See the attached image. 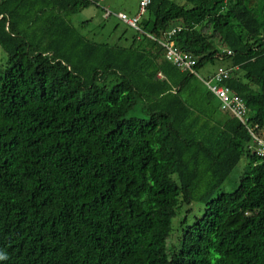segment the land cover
Segmentation results:
<instances>
[{
    "label": "trees",
    "instance_id": "16d2710c",
    "mask_svg": "<svg viewBox=\"0 0 264 264\" xmlns=\"http://www.w3.org/2000/svg\"><path fill=\"white\" fill-rule=\"evenodd\" d=\"M184 1L152 0L142 29L181 25L197 72L237 67L228 85L264 129V0ZM92 3L0 0V264H264L250 133L159 41L83 34L70 16Z\"/></svg>",
    "mask_w": 264,
    "mask_h": 264
},
{
    "label": "built area",
    "instance_id": "2783aa9c",
    "mask_svg": "<svg viewBox=\"0 0 264 264\" xmlns=\"http://www.w3.org/2000/svg\"><path fill=\"white\" fill-rule=\"evenodd\" d=\"M91 1L99 4L104 0ZM151 3L152 0H140L138 12L132 16L124 12H118L116 14L109 9H105L106 17L113 14L139 33L147 34L151 38L159 41V43L165 48L166 59L172 62L181 71L195 74L206 86V88L218 99L221 110L238 119L248 130L252 137L249 148L258 156L264 157L263 129H260L259 124L251 120L250 111L245 100L240 95L235 93L228 85V80L231 79L233 71L237 69V67L220 65L209 76H201L199 72L195 70L197 63L196 58L183 51L173 39L174 35L182 29L181 25L174 26L166 31L161 39L146 33L142 29L141 21L147 14L148 7ZM221 51L222 53L233 54V51L228 48H223ZM158 76L163 78L162 73H159Z\"/></svg>",
    "mask_w": 264,
    "mask_h": 264
},
{
    "label": "rangeland",
    "instance_id": "374dc122",
    "mask_svg": "<svg viewBox=\"0 0 264 264\" xmlns=\"http://www.w3.org/2000/svg\"><path fill=\"white\" fill-rule=\"evenodd\" d=\"M140 0H104L101 3H92L90 6L81 9L79 12L70 16V21L83 33L98 41H108L110 43L118 42L122 45H129L133 37L138 35V31L129 26L127 23L119 19L115 15L106 17L105 9L111 10L113 13L124 12L132 16L138 12ZM180 4H184V0H175ZM205 32L209 36H213L212 30L206 28ZM218 41L217 36L214 37ZM3 59V53L0 51V62ZM220 65L219 61L207 64L199 72L201 76H208L213 73L215 69ZM196 85L199 86L200 91L203 93L206 91V87L199 80H196ZM200 94L197 95L199 97ZM224 116V112L220 113ZM264 133V129H263ZM248 157H242L240 163L233 169L229 177L226 179L222 187L216 192L221 193L223 191L230 192L235 190L241 180L243 173L247 170ZM192 208L197 211L199 208L198 203H193ZM185 209V208H184ZM184 209L174 220V231L172 234V240L177 238L178 224L181 217L184 215ZM193 215H190V218Z\"/></svg>",
    "mask_w": 264,
    "mask_h": 264
},
{
    "label": "crops",
    "instance_id": "0c3cea01",
    "mask_svg": "<svg viewBox=\"0 0 264 264\" xmlns=\"http://www.w3.org/2000/svg\"><path fill=\"white\" fill-rule=\"evenodd\" d=\"M219 66H220V65H219ZM216 69H217V68H216ZM216 69H215V70H216ZM209 75H210V74H209ZM209 75H208V76H209Z\"/></svg>",
    "mask_w": 264,
    "mask_h": 264
}]
</instances>
